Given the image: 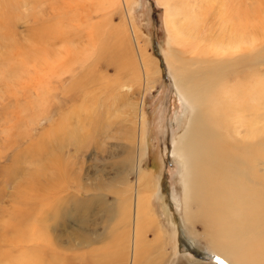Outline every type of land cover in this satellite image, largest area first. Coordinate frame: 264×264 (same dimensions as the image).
I'll return each instance as SVG.
<instances>
[{
  "label": "rangeland",
  "instance_id": "1",
  "mask_svg": "<svg viewBox=\"0 0 264 264\" xmlns=\"http://www.w3.org/2000/svg\"><path fill=\"white\" fill-rule=\"evenodd\" d=\"M193 1L0 0V264L7 256L21 251L38 261L57 259V264H91V257H98L100 251L109 253L105 251L107 237L117 217L104 214L101 204L106 201L114 207L116 191L120 193L125 181L129 185L136 181V172L129 173L127 155L122 151L125 143L131 141V134L137 138L140 109L144 115L146 153L141 168L151 171V207L170 236L166 238L165 250L170 251L166 264L181 259L199 264H230L210 251L199 224L193 229L198 234L192 233L182 213L180 168L173 155V143L188 108L170 73L167 55L176 49L170 46L171 35L164 21L171 9V32L180 43L178 57L187 61L210 55L207 51L190 52L206 44L208 48L213 46L214 51L211 50L220 59L225 51L215 47L214 37L224 34L228 38L230 34L227 30L220 32L223 20L220 15L219 19L216 17V11H229L232 26L241 22L247 28L246 34L251 36L245 45L260 57L261 49L257 46L264 45V0ZM225 4H231L232 9L220 7ZM192 7L196 12L191 13ZM199 21L205 25L200 26ZM199 27V34L206 30L212 40L204 41L197 33ZM230 50L233 52L234 48ZM252 60L253 64L231 66L227 74L222 69V77L229 84L239 79L247 87L254 89L255 85L259 105L247 96V105L228 116L231 106L225 97L223 113L228 119L220 124L231 130L229 124L238 119L234 117L241 118L246 107L249 120L253 119L250 123L264 140V61L260 64L255 57ZM186 68L193 69L189 64ZM120 83L128 85L129 90L121 91ZM70 93L74 98L66 99ZM57 124L61 132L70 129L74 140L61 133L55 143H49L55 150L45 156L40 148L48 142L47 130ZM65 137H69L70 144L64 143ZM103 141V147H92L93 143ZM57 144L61 148L63 145L64 150H58ZM66 148L74 155H68ZM48 161L56 172L42 170ZM59 169L62 174H57ZM97 169L101 171L99 180H114V184L107 191L87 195L103 194L101 199L105 200L95 203L86 213L85 209L74 207L72 197L80 179L84 180L82 184L94 185ZM73 171L81 175L76 181L71 175ZM46 181L57 185L50 188ZM20 185L24 188V206L19 204L20 194L17 197ZM55 187L59 190L58 198H44ZM84 195L76 198L85 199ZM148 236L153 239L152 232ZM46 248H50V253ZM174 250L179 257L173 254ZM118 254L119 258L120 250Z\"/></svg>",
  "mask_w": 264,
  "mask_h": 264
},
{
  "label": "bare ground",
  "instance_id": "2",
  "mask_svg": "<svg viewBox=\"0 0 264 264\" xmlns=\"http://www.w3.org/2000/svg\"><path fill=\"white\" fill-rule=\"evenodd\" d=\"M220 7L223 9H232L231 4L221 5ZM190 9L192 11L191 13L196 12L193 7ZM227 9H225V11ZM168 10H170V13L167 12V15H164V22L171 35L170 46L175 47L176 49L175 51H172L170 55H167L169 66L171 68L170 73L175 87L188 108V114L181 125V130L175 135L173 143V155L175 154L176 162L180 168L178 181L180 182L179 190L181 193L183 207L182 213L184 219L186 224H188L187 226L191 228L190 230L194 231L192 233H197L193 229L195 225H200L202 230L201 233L210 244V251L213 254H217V256H221L222 260L230 264H264L263 135L254 130L256 126L253 123H250L253 122V119L249 120V112L246 111V107L243 109L244 115L241 118H239L241 115L234 117L235 119H238L234 124L231 122L233 125L226 122L232 126L231 130L227 125L223 126V124H220L228 119L223 113V101L225 97L236 104L234 107L227 99L228 104L231 106V109L227 112L228 116L232 115V113L235 115L238 113V109L241 106L247 105L245 101L247 96L250 101L255 103V105H259V94H257L255 85L254 89L250 86L247 87L240 82L239 79H235L236 81L229 84L230 82H226L222 77V69L224 73L227 74L226 71H229L231 66L235 65V68L238 67V63L247 65L253 64L254 61L252 58L254 57L257 63L262 64L264 61V45L263 43H259L260 45H258L257 48L261 49L262 54L260 57L257 55L255 56L252 53V50L245 45V42H248V36H251L246 34L247 28H244L241 22H239L240 25L236 22L233 27L229 11L221 13L220 11H216V17L219 19L220 15L223 20L220 32L227 30L230 34L228 38H225L224 34H219L217 37H214L217 38V45H215V47L222 48V51H225H221L222 57L219 59L218 57L220 55L213 52V46L212 48H208L209 46L205 47L206 44H204L202 47H196L189 51L192 54H194L195 51H197L198 54H204L207 51L210 55H205L201 58H188L186 61V58L178 57L177 52H179V50H177V48H180V43L174 38V31L171 32V29H174L173 19L171 20L173 13H171V9ZM242 11L244 10L242 9ZM168 13L171 14V18ZM205 14L206 13H203L204 16ZM196 15L197 14H195L194 17H197ZM203 20L205 21L204 18ZM203 20L202 22H204ZM200 22L201 21L198 23ZM201 24H203V26L205 25V23H200V26ZM130 29L132 30V28ZM200 29L201 28L199 27L198 34ZM263 34L259 36L262 38ZM199 35L202 36L204 41L208 38L206 30H202ZM132 36L134 41H136V35L133 30ZM222 40L225 42L222 43ZM56 41L57 40H55V42ZM213 41L215 42V40ZM232 48H234L233 52L230 50ZM238 52H240L241 55ZM224 57L228 60H225ZM187 64L193 67V69H188L189 67L186 68ZM154 73L155 72H153V74ZM257 83H259L258 80ZM128 88V85L126 86V84L120 83L121 91ZM240 93H243L244 95H240ZM72 98L74 97L71 93L66 97V99ZM259 115L263 116L262 114ZM137 117L140 124L137 138L133 137L131 134V141L125 143L124 151H122V154L126 153L127 155L130 170L129 173L133 171L136 172V181L130 185L125 181L124 188L120 193L118 194V191H116L115 208L107 205L106 201H103L105 199H101L103 194H99L98 196L96 194L93 197L87 196L92 193H97L96 191H107L111 189L114 184V180H99L98 175L101 172L99 169H97L98 173H96L97 170L95 171L94 176H96V178L94 181L95 183L93 182L94 185H87L88 183L82 184L81 181H84L82 179H80V183L76 182L78 183L75 188L76 194L74 193L72 197L75 208L85 209L87 213L88 210L91 211V208L97 205L95 203L103 201L104 203L102 202L101 204L102 212L106 215H111L113 218L114 216L117 217L114 225L116 228L113 226L109 229V238L107 237L108 242L105 251L109 250V253L100 251V257H91V264H166L167 262L168 252L170 251L165 250V245L167 236H170L168 235L169 233L167 230L162 229L151 207L150 198L153 192L151 171L145 172L141 168L142 157L146 154L144 153V115L141 109ZM65 128L64 125L63 129ZM59 129L60 124H57L55 128L47 130L46 139H48V142L44 143L40 148V151L45 156L47 155L45 153H51L55 150V148L50 146L49 143H55L61 133H63V135L71 136V140H74L73 138L75 134H73L70 129H67L68 132L66 130L61 132ZM64 141L65 144H70L69 137H65ZM104 142L105 141L100 142L98 145L93 143L94 145L92 147L94 149L103 147ZM59 146V144L56 145V148H59L58 150H64L65 147H63V145L62 148ZM66 152H68V155L72 154L68 149ZM129 152L130 154H128ZM73 155L74 154L70 156ZM130 156H132V162H130ZM51 161H48L45 163L46 165L44 164L42 167L44 172H56L55 167L51 165ZM58 172L62 174L60 169L57 171V174ZM71 175L75 181L81 176L79 173H74V171L71 172ZM87 179L88 177L86 180ZM6 182L8 181L6 180ZM46 183L50 188L57 185L52 181L49 183L46 181L45 184ZM54 189H56L54 192H47L44 198H50V196L53 195L56 197L55 199H57V192H59V190L57 187ZM30 190L32 189L30 188ZM4 192H6V190ZM83 193H85V199L76 198L77 196L81 197ZM19 194V204L24 206L23 185H20L17 197ZM2 197L3 196L1 195V198ZM16 211L15 214H17ZM62 215L64 214L62 213ZM118 230H120V234H117ZM149 232H152L153 239L148 238ZM118 242L119 244H117ZM47 249L50 253V248H46L45 250ZM119 250L122 256L120 255L118 258ZM174 253L179 257L178 251L174 250L173 254ZM30 256L31 255H27L21 251L16 256H7L3 264H57L55 262L57 259H53L51 262L49 261V258L48 260L44 259L38 261V258L34 260ZM168 263H170V260H168ZM173 264L199 263H190L187 259H181L179 261H174Z\"/></svg>",
  "mask_w": 264,
  "mask_h": 264
}]
</instances>
